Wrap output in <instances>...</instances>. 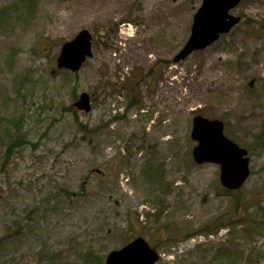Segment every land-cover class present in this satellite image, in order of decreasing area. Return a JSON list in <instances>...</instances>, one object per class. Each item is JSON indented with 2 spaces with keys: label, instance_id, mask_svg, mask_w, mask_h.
<instances>
[{
  "label": "rangeland",
  "instance_id": "374dc122",
  "mask_svg": "<svg viewBox=\"0 0 264 264\" xmlns=\"http://www.w3.org/2000/svg\"><path fill=\"white\" fill-rule=\"evenodd\" d=\"M202 4L0 0V111L25 119L28 141L0 174V264H87L86 252L101 260L134 236L160 254L157 264H226L233 245L244 264L262 251L264 237L247 245L234 229L244 210L230 211L239 198L264 207V149L254 142L264 141V0H242L231 11L238 26L175 62ZM83 30L92 58L58 72L62 46ZM84 92L90 113L74 107ZM196 115L222 120L251 147L241 194L227 195L218 166L194 162ZM149 161L163 173L147 175ZM159 176L169 190L161 202ZM34 210L38 220L26 221Z\"/></svg>",
  "mask_w": 264,
  "mask_h": 264
},
{
  "label": "water",
  "instance_id": "95a60500",
  "mask_svg": "<svg viewBox=\"0 0 264 264\" xmlns=\"http://www.w3.org/2000/svg\"><path fill=\"white\" fill-rule=\"evenodd\" d=\"M241 1L204 0L194 17L191 38L175 62L207 49L222 35L230 33L239 25L241 18L233 16L231 11L236 9ZM92 56L93 36L88 30H83L62 46L57 58V68L78 73ZM74 107L90 113L92 111L90 95L87 92L82 93ZM191 139L196 143L192 151L194 162L197 165L219 166L220 182L225 189L237 191L245 185L251 174L248 151L225 135L223 121L201 115L195 116ZM160 258V254L152 249L144 238L139 237L124 248L112 251L107 256L105 264H157Z\"/></svg>",
  "mask_w": 264,
  "mask_h": 264
},
{
  "label": "trees",
  "instance_id": "16d2710c",
  "mask_svg": "<svg viewBox=\"0 0 264 264\" xmlns=\"http://www.w3.org/2000/svg\"><path fill=\"white\" fill-rule=\"evenodd\" d=\"M22 3L24 4V6H27L30 9L31 8L33 9L34 7V0H22ZM62 72L68 73V71H62ZM24 123H25V119L13 118V117H10L9 115H3L0 111V174L3 169L9 166V160L13 152L19 151V149H21L23 146H25L28 143V141H26L25 136L23 134L24 133L23 132ZM81 127L85 133H88L86 132L88 130V126L81 125ZM90 133H93L94 136L97 134L95 132V129H91ZM260 136H264V133H262ZM254 142L255 144H257L256 147H260L261 149H264V141H260V140L258 141V139L254 138ZM241 146L246 147L251 152V147L249 145L241 144ZM146 170L148 172L147 175L149 174V176H152L153 174H160V171L163 173L162 169L159 168L158 166L153 165L151 161L147 163ZM158 178H159L160 184L165 185L162 176H159ZM156 183L159 184L158 182ZM161 189H162V193H161L162 195H158L156 197L158 198V201L160 202L165 200L169 193V190L166 188V185H165V188L163 187ZM223 190L227 193V195L235 193V192L227 191L225 189ZM241 191L242 189L236 192L238 194H241L242 193ZM64 192L68 194L70 198H73L75 196L73 194L67 193L66 191ZM84 192H85V189H84ZM262 202L263 201H256L257 206H255L254 204L246 203L245 201L242 200V198H239L236 200V205L230 211L231 213L234 210L237 212L239 208H242L244 210V213L239 214V216L237 217L238 220L236 219L237 221L234 224L235 225L234 229H236L238 226L241 227V235L243 239L246 241L247 245L253 243L252 239L254 238L255 234H257L260 237L261 236L264 237V221H263L264 214H261L259 221L253 218L251 214V210L254 207L255 208L260 207L264 211ZM34 212L38 213L36 210H34L33 212L31 211L28 214V218H26V221L36 222L38 220V217H35ZM33 230H34V227H31L30 231L32 232ZM254 230H257V233H254ZM193 236H191L190 238H192ZM135 237L136 236H134L133 238L135 239ZM171 238L172 236L170 235V239ZM233 247L235 248L236 253L231 250H230V253H233L236 255H233L232 257L227 256L228 258H226L227 259L226 264H242V262H236V260L239 259V257L244 259L245 252L241 250V246L233 245ZM259 248L262 251H258L256 248H254L251 254L247 256V260L244 264H255V263H260L264 260V245L263 247H259ZM228 253L229 252H225V254H228ZM84 256H85L87 264H104V261H105V256H102L101 260L100 258L96 257V255H90L87 252L84 254ZM241 258H240V261H241Z\"/></svg>",
  "mask_w": 264,
  "mask_h": 264
}]
</instances>
